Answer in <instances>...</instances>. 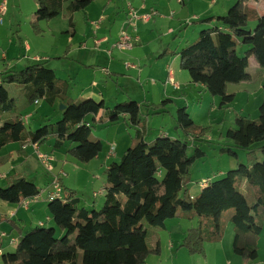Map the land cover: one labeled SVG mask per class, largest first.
<instances>
[{
    "label": "trees",
    "instance_id": "16d2710c",
    "mask_svg": "<svg viewBox=\"0 0 264 264\" xmlns=\"http://www.w3.org/2000/svg\"><path fill=\"white\" fill-rule=\"evenodd\" d=\"M95 1L70 2L67 12L71 35L76 32L73 15ZM246 1L238 0L223 16L199 21L220 23L225 30L218 26L203 29L191 44L179 51L166 48L159 56H179L180 68L189 73L191 82L202 85L210 96L220 98V108L235 99V94L228 92L230 85L254 80L249 72L250 57L256 58L259 74L264 72V14L249 8ZM35 2L38 8L30 25L40 35V23L57 18L64 0ZM242 46L248 50L240 55L238 49ZM7 85L28 87L26 102L18 111ZM70 88L45 63L19 71L6 68L0 74V150L12 143H20L24 149L25 144L42 146L53 140L54 150L69 146L68 155L88 164L103 151L101 138L94 135L97 126L115 124L121 116H128L129 126L137 128L134 142L107 169L105 202L100 210L81 208L76 191L65 187L60 179L64 196L50 201L48 207L54 224L63 234L58 235L55 227L33 228L19 239L15 252L4 256L5 264H144L150 255H160L157 231L165 229L168 220L196 217L198 226L188 230L181 244L190 255L205 257L206 243L221 242L231 223L235 231L234 254L246 263L258 258V241L264 230V160L240 164L192 198L189 191L192 168L206 153L196 146L190 154L188 141L200 142L211 132L210 127L196 125L188 108L182 107L176 112V125L186 135V141L161 136L150 144L145 140L146 126L139 103L119 102L109 109L104 101L73 99ZM40 100L51 107L59 100L65 106L62 119L29 131L22 112ZM170 103L167 100L148 104V113L165 114L164 109ZM103 111L106 118L97 119ZM234 124L236 127L228 129L224 137L244 150L263 143L260 150L264 155V99L257 121L237 116ZM221 152L237 156L232 150ZM6 162L0 157V167ZM8 183L7 187H0V201L9 204L21 206L42 192L25 176L12 177ZM230 210L234 212L223 222V214ZM4 221L7 219L0 216V222Z\"/></svg>",
    "mask_w": 264,
    "mask_h": 264
},
{
    "label": "crops",
    "instance_id": "0c3cea01",
    "mask_svg": "<svg viewBox=\"0 0 264 264\" xmlns=\"http://www.w3.org/2000/svg\"><path fill=\"white\" fill-rule=\"evenodd\" d=\"M71 1L73 0H64L62 13L57 18L49 22L44 21L40 23V27L42 29V33L40 35H36L32 29L31 32L28 31V33L24 34L23 29L20 27V35L23 39H25L24 37L26 35L27 39H19V41L21 42L19 43L21 46L20 49L17 43L13 41H11V43H8V52L20 51L19 53L21 55H24V59H19L20 61H18V63L13 64L9 61L8 52H1L0 74L4 72L6 68H8L9 70H16L17 67L23 68L34 64L45 63L48 68L52 69L55 72L56 77L58 79L68 82L71 87L70 96L73 99L80 98L94 99L98 102L104 101L106 107L109 109H111L112 105L114 106L116 105V103L119 102H131V99H133V95H149L151 91H145L144 88H140V92L138 91L135 92V94H132L129 90H127L125 84L120 83L119 85L117 84L120 89L117 91L118 93L115 98L116 100H108L107 97V86L109 84L107 81V77L111 76V71L112 74L118 73V75L121 76V78L117 79V83L119 81L127 79L128 77H133V75H137L138 72L140 74L143 73V70H138L137 66L134 64H124L123 59L130 57L125 53L133 52L134 49L129 51H120L112 48L113 44L119 38V35L123 30H127L130 34L132 31H136V27L130 22V20H128L127 22L129 13L128 6L126 9L124 6L122 10L123 14H120V5L116 6V0H96L86 10L82 12H77L73 15V21L76 26L75 36H73L69 33V15L67 12V7L69 6ZM234 1L235 0H209L208 7H204L202 14L194 18L195 20L191 29H186L182 34V38L183 41H185V44L182 45V43H169L168 49L170 50V48L176 44V50H181L186 45L191 44L192 41L197 39L200 31L203 29L218 26L219 28L225 30V27L220 23L212 22L211 24H205L200 23L199 21L210 17L225 15L228 10L232 7ZM132 4V6L135 9H138L139 11L146 9L145 6L139 7L134 2ZM246 5L249 8L255 9L260 15L264 14V0H247ZM155 7L156 4L150 6L149 9H155ZM37 8L38 6L35 3V9L37 10ZM121 17H123V20H121ZM28 19L31 20L30 17ZM34 20L35 15H33L32 20L30 22ZM118 21H121L120 29L117 32H114V27L118 23ZM80 26H85L87 28L88 33H83L81 31L79 32ZM136 36L137 35L133 37ZM38 38H46V40L50 38L51 41L46 43H34L35 40ZM139 41L141 42V40ZM139 44L141 43H138L136 45ZM165 49H163L161 52L154 54L153 60H155L152 62V64H154L155 66H161L160 63H158V61L156 60L159 58L160 54ZM103 55H105L107 59L109 58V61H107V63L109 65V68L110 66H112L111 71L106 69V66L96 64L103 63V59L101 58ZM130 58L134 59L135 61L138 60L137 56H132ZM160 61L164 62L165 64V74H162L164 78L163 76L160 77L161 80H165V86L160 87L161 93L159 97H162L160 103L167 100L172 102L177 101V103H182V106L185 105L188 107L189 93L191 94L193 91V95L194 92H197L198 95L207 94L205 88L202 85L192 83L190 78L188 80L186 79V82L183 84H180V82H178V80L176 79L177 73L174 68L170 65V63L176 61L178 62V67L180 68L179 56L167 55ZM256 64L257 66L252 72H250L254 75V80L249 83H242L240 85H237L235 94L236 98L238 97V95L241 96V98H243V101L244 98H246L247 101L254 100L256 104L260 103V107L264 99V72L260 75L259 64ZM96 67L102 68L101 72L106 71V78L104 82L107 86L105 84L103 86H100L97 81H92V85L94 87L100 86V90L87 87L89 80V72H91V70L93 72L97 71ZM126 70L138 71L137 73L132 75L130 74V72L126 73ZM98 72L99 70L97 71V73ZM170 78L174 81L175 84L169 83ZM139 81L140 80L136 79V81L134 82H137L139 86ZM151 90L159 92V88L157 87V85L151 87ZM176 95H178V97H176ZM192 98L194 99V96ZM42 101L44 100L38 101L32 106L23 110L22 114L27 129L31 123V120L36 117V113H38L39 111H42L43 113L36 120L37 124H39L40 126L52 125L62 119L63 111L60 110L61 103L59 100L53 107L49 106L48 108H46L45 105H42L41 109H34L36 106H41ZM149 101L150 100H148V102ZM233 102L231 104H233ZM150 104L157 105L156 103ZM164 111L166 112L165 114H161L158 116H162L163 120H166L170 115L176 121V113H172V111L169 110V104L166 106ZM103 112L99 114L97 119L99 117H103V114L105 113ZM151 115L152 111H150L149 113L146 112V117L144 115L142 117V119L146 121L144 122V124L146 126L145 140L147 142L150 143L151 141H154L156 138L161 136L178 138V129L173 130L175 131V134L174 136H172V134L167 128L165 129L162 126L158 127L155 125H150L149 119L151 118ZM91 119L92 116H89L88 121L90 122ZM136 129L137 128L129 126L128 116H121L120 120L115 124L108 123L103 126H97L96 130L94 131V135L99 132H102V134L106 133V135L97 136L102 140L103 151L101 152L99 157L95 159L99 161L96 164V167L101 166V170L104 169L105 172H107V169L109 168L112 162L119 161L124 152L133 144ZM138 129L141 130V128ZM53 145L54 141L52 140L42 146L25 144V148L23 149L24 146L20 143H12L0 150V157L5 158L7 160V162L2 167H0V187H7L9 184V179L12 177L25 176L27 179L37 184L42 190L38 201L32 204L28 209H25L21 206L9 204L4 201H0V216L7 219V221L0 222V227L3 231L7 232L11 238L16 239L17 244L22 236L17 235V238L14 237L13 233L15 232V229L18 231H24L25 234L33 228L39 226L40 224H44V226L48 227H55L56 230L58 229L51 218V214L48 207V194L52 190L53 174L50 175L51 172H49L47 166H44L43 164L41 165V161L39 162L37 158L40 154H47L53 159L56 158V162H51L53 167L55 165V167L57 168L55 169L54 167V170L56 171L61 169L65 170V168L67 167V163L73 162L70 160L72 159L71 156L67 154V149L69 148V146L60 150H54ZM106 145L109 148L108 151L105 150ZM112 150L114 151V153L110 154ZM68 156L70 159L68 158ZM97 169H94L93 172H91V178L94 179L95 177H98V172H96ZM210 182L211 181H202L200 183L202 187L201 190L208 186ZM63 184L66 187H69L64 181ZM69 188H72L77 192V196L80 198L81 208H85L86 210L90 211L91 207L93 208L94 205H96L97 197L95 198L94 195V199L92 201L93 203L89 204V206H86L82 203V197L80 196L78 189L72 186ZM201 190L199 189L198 192L192 194L189 185V191L192 198H195L201 192ZM44 192H46L45 195ZM104 202L105 200L102 204H104ZM198 221L199 217H196L192 220L187 218H176L173 220H168L166 222L165 229L157 231V235L160 239V255H150L144 264H165V262L166 264H168V262H170L172 259V264H264V230L259 237V253L258 258L255 261L246 263L242 260L241 257L234 254V228L232 229L233 232L230 231L229 234L227 233V231H225L224 238L221 242L206 243L205 257L199 255H190L186 249L181 248V244L188 230L197 227ZM229 228L230 227L228 226L226 230H229ZM57 234L61 236L63 232L61 230H57ZM227 240H229V245H227L226 243ZM2 244L3 246H7V243L3 242V240H0V245ZM17 244L15 245V248L17 247Z\"/></svg>",
    "mask_w": 264,
    "mask_h": 264
},
{
    "label": "rangeland",
    "instance_id": "374dc122",
    "mask_svg": "<svg viewBox=\"0 0 264 264\" xmlns=\"http://www.w3.org/2000/svg\"><path fill=\"white\" fill-rule=\"evenodd\" d=\"M127 1V2H126ZM137 4L139 7L145 6V10L135 9L132 5L133 2ZM116 0V6L120 5V14H123L122 10L125 6V9L128 6V9H130L129 6L134 8L137 13L140 16H143L145 14H149L151 16V19L148 22H144L141 20H136L131 22L136 28V31L131 32V36H135L141 40L138 43H141L139 45H136L138 43H135V47L133 48V52L125 53L126 55L132 57L137 56L138 60H134L130 57H127L124 60V64L130 63L137 66L138 70L142 69L143 73H139L137 75H133L137 73V71L132 70H126V73L130 72V74L133 75V77H128L127 79L123 81H119L117 83V79L121 78L118 73L112 74V66H110L107 63L109 61V58L105 55H103L101 58L103 59V63H96L100 64L102 66H106L105 68L111 71V76L107 77L108 86L104 82L106 78L105 72H101L102 68L96 67L97 71L89 72V80H88V86L92 89L100 90V86H103L104 84L107 86V97L108 100H116L117 91L120 89L118 86L120 83H123L126 85L127 90H129L132 94H135V92H140V88L146 91H151V93L147 96L140 95V96H134L133 99H131V102H137L141 106L142 115L146 117V112H148L149 108L147 107L150 103H160L162 100V97L160 98V87L165 86V80L160 79L161 76L165 74V68H164V62H161L160 60L162 58H158L156 61L160 63L161 66H155L152 64L154 54L161 52L163 49L168 48L169 43H182L184 45L185 41H183L182 34L186 29H191L194 18L200 16L202 14L204 7H208V1L209 0ZM186 1V2H184ZM221 1V0H220ZM238 0H235L233 5L234 6ZM35 0H0V7L2 4H5V7L7 9L6 15L3 17L2 21L0 22V53L1 52H8L9 44L11 41L18 44V47L20 49L19 39L26 40L22 38L20 35L21 30L20 27L23 29V33L31 32V20L33 15L35 14ZM186 3V5H185ZM156 4L155 9H149L150 6H153ZM31 18L29 20L28 18ZM124 17V16H123ZM123 17H121V20H123ZM129 16L127 18L128 22ZM30 22V23H29ZM121 21H118V23L114 27V32H117L120 29ZM113 26V25H112ZM25 27V28H24ZM86 29V31H85ZM123 29V28H122ZM173 33H172V31ZM86 32L87 28L85 26H80L79 32ZM130 34V33H129ZM67 39V38H66ZM196 40V39H195ZM194 40V41H195ZM33 41V40H32ZM51 41L50 38L46 40V38L41 39L38 38L35 40L34 43H46ZM85 42V41H83ZM193 42V41H192ZM176 44L170 48L171 52L176 50ZM248 50L247 46L239 47L238 53L240 55H243L244 52ZM20 52V51H19ZM18 51H10L8 52L9 61L13 64L18 63L23 58V54L21 55ZM171 55V54H169ZM173 56V55H172ZM164 58V57H163ZM20 59V60H19ZM251 64L249 65V72H252L254 68L257 66V61L254 56L250 57ZM12 64V66H13ZM170 65L174 68V70L177 73L176 79L180 84H183L186 82V79L188 80L190 78L189 73L187 71L181 70V68L178 67V62H171ZM26 68V67H23ZM23 68L17 67L14 71L22 70ZM93 69V68H92ZM180 71V72H179ZM182 73V74H180ZM163 74V75H162ZM164 78V76H163ZM136 79L140 80V85L138 86ZM95 80L100 85L98 87H94L92 85V81ZM134 80V81H132ZM164 80V81H163ZM118 84V85H117ZM159 88V92L152 91L151 87L156 86ZM237 85H230L228 87L229 93H234L236 91ZM7 90L10 93V96L12 98L16 99L17 107L15 111H18L21 109L22 105L26 102V94L28 91L27 86L22 85H7ZM193 93V91H192ZM188 95V102L189 106H182V103H177V101H171L169 104V110L172 111V113L177 112V108L187 107V112L191 115L192 120L194 123L201 127H210L211 132L206 135L205 138H203L200 142H196L195 144L188 141L190 145L189 153L192 154L193 150L196 146H199L205 153L206 156L203 159L198 160L195 165L192 168V181L190 183V189L192 191V194H195V192H198V190H201L200 183L202 181H215L223 178L227 172L236 169L240 164L243 165H250L253 161L262 162L264 160V155L262 154L260 147L263 145V143L255 144L250 150H244V149H238L234 146L233 142L230 140H227L224 136L228 129L235 128V119L237 116H244L247 119L257 121L259 119V104H256L254 100L247 101L246 98H244V101L242 100L241 96L238 95L236 98L235 94V100L233 104H230L228 106H225L223 108H220V98L212 97L208 93L200 94L198 95L197 92H194L193 94ZM241 95V94H240ZM194 96V99L192 98ZM178 97V95H176ZM192 98V99H191ZM148 100H150L148 102ZM41 101V100H40ZM215 101V102H214ZM42 105H45L46 108L49 107V105L42 101L41 106H36V108L42 107ZM115 105L111 107V109H114ZM44 109V108H43ZM105 112V111H104ZM103 112V113H104ZM243 112V113H242ZM36 117L31 120L30 125L28 126L29 131H36L40 127L39 124H37L36 120L39 118L43 113L42 111H39L36 113ZM243 114V115H241ZM104 118H106V113L103 114ZM155 117V118H154ZM108 118V117H107ZM154 118V119H153ZM146 122V121H145ZM37 124V125H36ZM150 125L155 126H162L163 128H167L169 132L174 136L173 130L177 129L176 121L174 118H172L170 115L166 120H163L162 116H153L151 115V118L149 119ZM44 126V125H43ZM109 129V128H107ZM109 131V130H108ZM107 131V133H108ZM178 131L177 137L181 140L186 141L187 137L184 133H182L180 130ZM100 135H106V133L102 132L96 133L95 136ZM135 137V135H134ZM153 141L150 142V144ZM67 148V147H66ZM232 150L236 153L237 156H230L227 152L222 153L221 150ZM68 150V149H67ZM105 150L108 151L109 148L106 145ZM114 153L112 150L110 152ZM109 154V156H110ZM47 155V154H45ZM70 156V155H69ZM68 156V158H69ZM108 156V157H109ZM70 159L73 163L68 162L67 167L65 168L66 176L63 180L69 187H75L78 189L80 196L82 197V203L86 206H89V204H92L93 202V195L96 192L98 195L95 196L97 199L96 205H94L93 208L96 210H100L103 207V201L105 200V186L107 182V175L105 170H101L102 167L98 166L96 167V164L99 162L98 160H95L88 164H83L73 158ZM39 162L41 161V158H37ZM53 162H56V158ZM40 164L46 166L44 162H40ZM55 167V165H54ZM98 168V169H97ZM55 169H57L55 167ZM94 169H97L96 172H98V177L91 178V172H93ZM63 170V169H61ZM60 170H54L51 171L50 175L56 174ZM64 185V184H63ZM65 186V185H64ZM66 187V186H65ZM67 187V188H69ZM70 189V188H69ZM72 189V188H71ZM74 190V189H72ZM75 191V190H74ZM77 193V192H76ZM94 193V194H93ZM46 192H44V195ZM93 206V205H92ZM91 207L90 211L93 210ZM233 210H230L228 212H225L223 214L222 221L224 222L227 220L228 215H230ZM198 226V225H197ZM230 227L229 230H226L229 234L230 231L234 228L233 224H228L227 227ZM57 227V226H56ZM226 227V228H227ZM232 227V228H231ZM58 228V227H57ZM57 230H60L59 228ZM227 234V235H228ZM24 236V231H18L15 229V232L13 233V236ZM17 238V237H16ZM151 237H149L150 239ZM19 239V238H18ZM74 237H71V240L73 241ZM234 239V237H233ZM227 245H229V240L226 241ZM4 246L6 253H13L16 248L14 246ZM173 259L168 262V264H172ZM166 264V262H165Z\"/></svg>",
    "mask_w": 264,
    "mask_h": 264
},
{
    "label": "built area",
    "instance_id": "2783aa9c",
    "mask_svg": "<svg viewBox=\"0 0 264 264\" xmlns=\"http://www.w3.org/2000/svg\"><path fill=\"white\" fill-rule=\"evenodd\" d=\"M129 19L130 22L136 21V20H141L144 22H148L151 19V16L149 14H145L143 16H140L137 11L129 6ZM7 9L5 7V4H2L0 7V22L2 21L3 17L6 15ZM139 42L138 37H133L127 30H123L119 38L115 41L113 44L112 48L120 51H129L132 50L136 45L135 43ZM129 66V65H128ZM106 72V71H105ZM169 83L175 84L174 81L170 78ZM39 158H41V161L44 162V164L47 166V169L49 172L53 171L54 167L51 162L54 161V159L48 155L45 154H40ZM66 176V172L64 170H60L57 172L55 175L53 174V185H52V190L48 194V201H52L54 199H62L64 196L63 193V188L60 184V179H64ZM98 194L95 193L94 197L97 196ZM39 199L38 197L26 200L21 207L28 209L32 204L36 203ZM39 226H44V224H40ZM0 240H3V242L7 243L8 245L14 246L17 244V240L14 238H11L9 234L5 231H3L0 227ZM5 248L2 245H0V264H5L4 263V256L6 255Z\"/></svg>",
    "mask_w": 264,
    "mask_h": 264
},
{
    "label": "water",
    "instance_id": "95a60500",
    "mask_svg": "<svg viewBox=\"0 0 264 264\" xmlns=\"http://www.w3.org/2000/svg\"><path fill=\"white\" fill-rule=\"evenodd\" d=\"M60 110H61V111H64V110H65V106H64V105H61V106H60Z\"/></svg>",
    "mask_w": 264,
    "mask_h": 264
}]
</instances>
